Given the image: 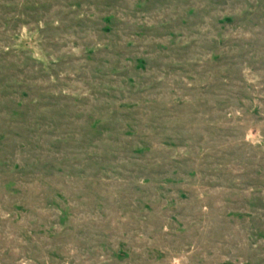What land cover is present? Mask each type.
I'll return each mask as SVG.
<instances>
[{
    "label": "rangeland",
    "instance_id": "rangeland-1",
    "mask_svg": "<svg viewBox=\"0 0 264 264\" xmlns=\"http://www.w3.org/2000/svg\"><path fill=\"white\" fill-rule=\"evenodd\" d=\"M0 264H264V0H0Z\"/></svg>",
    "mask_w": 264,
    "mask_h": 264
}]
</instances>
